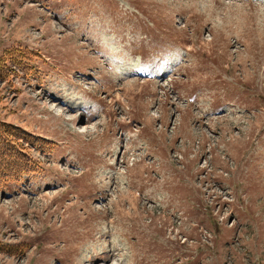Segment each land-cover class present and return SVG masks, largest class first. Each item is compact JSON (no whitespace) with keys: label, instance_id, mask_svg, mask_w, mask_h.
Returning a JSON list of instances; mask_svg holds the SVG:
<instances>
[{"label":"rangeland","instance_id":"374dc122","mask_svg":"<svg viewBox=\"0 0 264 264\" xmlns=\"http://www.w3.org/2000/svg\"><path fill=\"white\" fill-rule=\"evenodd\" d=\"M17 48L0 123L40 143L0 264H264V0H0Z\"/></svg>","mask_w":264,"mask_h":264},{"label":"trees","instance_id":"16d2710c","mask_svg":"<svg viewBox=\"0 0 264 264\" xmlns=\"http://www.w3.org/2000/svg\"><path fill=\"white\" fill-rule=\"evenodd\" d=\"M6 52L7 54L0 57L1 78L8 75V63L18 65L26 73H30L34 68V65L30 64L32 51L12 49L10 52L9 50ZM32 136L18 125L0 123V180L19 179L23 174H28L36 167L35 160L26 152L24 146L29 144L31 147H38L40 138Z\"/></svg>","mask_w":264,"mask_h":264},{"label":"bare ground","instance_id":"6f19581e","mask_svg":"<svg viewBox=\"0 0 264 264\" xmlns=\"http://www.w3.org/2000/svg\"><path fill=\"white\" fill-rule=\"evenodd\" d=\"M62 98H59L58 97V99H56V101H54V102H56V104L57 105H59V107H61V108H63V109H67V110H71L72 109V106H71V103H67V102H65V101H60ZM77 108V107H76ZM62 109V110H63ZM73 110H75V109H73ZM59 112V111H58ZM62 113V112H61ZM74 119V118H73ZM116 175H111L110 177H112V178H114ZM110 177H108V178H110ZM106 191V190H105ZM110 193V192H109ZM148 196V195H147ZM135 211V210H134ZM102 231V230H101ZM115 233L116 231H114V230H112V229H109V230H107V231H103V232H101L99 235H98V237L96 238L98 241H102V243H104V247L102 248V249H104L103 251H100V253H101V257H100V259H101V261H99L98 259V261H97V263L99 262V263H103V262H106L108 259H109V257H115V256H117L119 253H121V249H118V248H116V246H114L113 244H112V240H111V237H110V235L112 234V233ZM101 243V244H102ZM91 256H96L97 257V255L95 254V253H91ZM100 256V255H99ZM129 262V261H128ZM76 264H77V262H76ZM78 264H84V262H83V259H81V260H78ZM90 264H96L94 261H92Z\"/></svg>","mask_w":264,"mask_h":264}]
</instances>
